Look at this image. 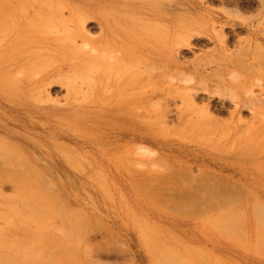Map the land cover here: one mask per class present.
<instances>
[{"label":"rangeland","instance_id":"obj_1","mask_svg":"<svg viewBox=\"0 0 264 264\" xmlns=\"http://www.w3.org/2000/svg\"><path fill=\"white\" fill-rule=\"evenodd\" d=\"M2 1L5 4L6 0ZM176 1L171 0L169 3ZM203 1L213 10L229 9L230 19H240L239 15L242 17L255 13L253 9L257 5L256 0H250L248 5H244V0H239V4L245 8L235 11L234 6H224L218 0ZM201 13L204 14L201 10L195 13L200 16L197 23L203 26L201 29H212V20L207 16L205 20L201 19L203 23L200 21ZM206 18L211 21L208 22ZM218 23L215 29L223 24ZM224 24L222 32L228 38L248 36L246 31ZM88 25L90 35H97L95 21L90 19ZM1 30L0 39L4 34ZM203 33L204 36L202 33L194 35L189 44L182 47L180 63L188 66L183 69H192V64L199 63V60L200 63L211 60L212 57L207 55L215 52L212 50L213 44L201 42L206 34ZM80 45L88 49V45ZM52 53L54 55L46 59L45 66L56 65L63 60L60 53ZM209 64L208 67L204 66L206 70L209 68L207 72L212 70L211 65L214 67V63ZM67 75L63 79L62 73L57 81V77L53 78L54 81L47 87L52 105L44 104L53 108L48 114L26 110L17 102L10 101L0 86V123L8 128L4 129L5 133L0 131V162H5L0 164V264H264V246L259 243L261 234L257 229L235 231L232 228L243 215L256 217L258 222L264 221V172L260 174L264 171V118L251 120L248 112H245L239 121L225 112L230 107L223 111L211 110L218 122L224 123L223 128L238 124L240 130L245 129L247 133L241 130L235 136L221 130L222 134L209 130L195 132L197 134H167L160 131L153 136L142 137L137 140V144L131 143V146L129 144L128 148L125 146L123 149L127 153L131 147L143 144L156 150L158 155L154 159L139 160V163L141 161L146 165L143 170L138 169L136 164L129 167L116 165L111 162L114 159L109 151L94 147L80 148L74 143H81L86 135L90 140L99 142L100 135L97 137L96 131H99L83 121L89 107L88 93L84 89L87 78L80 75L84 83L72 72ZM78 79L85 86L79 84ZM75 80L78 81L74 84ZM65 82L75 85L73 90L76 94L70 92L72 89L66 93ZM206 82L208 85L214 83L211 80ZM77 83L79 87L83 86L82 91ZM66 94L71 97L72 103L66 102ZM77 94L79 97H74ZM73 99H79V102ZM69 103L75 105L70 104L73 107L69 108ZM204 103L206 99L197 100L198 105ZM171 119L153 113L140 124L154 126V129L162 127V130L182 128L179 122ZM245 120L257 122L250 123L254 124L251 129ZM16 132L33 137L28 139L30 144L34 140L40 144L43 142L50 154L60 161V165L36 162L41 158L33 154L32 150L13 147V143L17 142L1 138L7 136V133ZM112 142H109L111 146ZM65 158L70 162L72 160L73 165L69 161L70 164L65 163ZM211 159L231 162L223 173L233 175V180H239L237 184L223 182L220 185L219 181L218 187V180L214 176V180L207 179L204 176L207 170L219 169L211 165ZM104 160L107 164H94L95 161ZM259 166L261 171L260 168L256 169ZM183 169L190 171L187 174L201 177L189 182L183 180L182 175H187ZM241 171L245 174L242 172V175ZM171 176H176V181L169 179ZM155 178L160 179V182ZM144 179L149 180L144 183ZM150 179L155 180L152 182ZM155 181L156 185L153 186ZM217 190L221 193L226 191V194H217Z\"/></svg>","mask_w":264,"mask_h":264},{"label":"bare ground","instance_id":"obj_2","mask_svg":"<svg viewBox=\"0 0 264 264\" xmlns=\"http://www.w3.org/2000/svg\"><path fill=\"white\" fill-rule=\"evenodd\" d=\"M170 1L6 0L5 4L3 1L0 2L2 3L0 4V29L4 31L0 39V86L2 91L10 101L17 102L26 110L29 109L38 114H48L53 108L50 106L52 100L49 98L47 87L49 88L51 81H54L53 78L57 77L55 78L57 81L63 73L62 78L64 79L68 72L76 74L75 76H78L79 79L83 75L82 78H87V81L85 80V83L82 78L81 81L86 86L78 79L79 84L85 86L84 89L87 90L89 98V107L83 121L99 131L96 133L97 137L100 135V139L96 138L100 141L94 142L86 135L85 140L81 143H74L80 148L94 147L105 152L107 150L113 156L114 160L111 162L128 167L139 163L140 160L137 158V149L133 144L142 137L153 136L160 131L172 134V132L195 133L209 130L225 131L235 135L238 132L241 133V130H245H240L238 124L223 128L224 123L218 122L211 110L223 111L224 108L230 107L225 112L227 111L231 118L236 117L239 121L245 112H248L251 120L264 118V0H256L257 5L253 9L255 13L242 17L239 15L240 19H230L229 9L213 10L203 0L201 2H198L199 0H178L172 3L174 6L169 3ZM218 2L224 6H234L235 11L244 7L239 4V0H218ZM248 3H251L250 0H244V5H248ZM3 4H7L6 8ZM199 10L204 12V14L201 13L200 21L205 20V16H207L212 20H209L212 29L206 26L205 29H201L203 26L201 27L200 22L197 23L200 16L195 14ZM3 15H6V18H3ZM208 18H206L207 21ZM90 19H93L97 25L98 34L95 36H91V31L87 28ZM218 22H223V24L219 29L216 27L217 30L215 24ZM224 23L230 24L233 29L237 27L246 31L248 36L238 39L228 38L222 32ZM203 31L207 34V37L205 34L207 39L204 37L201 42H211L212 48H214L212 50L215 51L207 55L212 57L211 60L208 58V62L201 63L199 60V63L195 62V65L191 63L192 71L189 68L183 69L187 64L183 66L180 63L182 47L187 46L190 38L194 35L202 33L204 36ZM80 43L88 45V49H83ZM52 51L63 55L61 57L63 63L61 61L56 65L45 66L46 59L54 55ZM215 53L217 55H213ZM210 62L214 63V67L211 65L210 69L212 70L207 72L209 68L206 70V67L210 65ZM231 68L234 70H230ZM72 77L75 78L73 75ZM173 78L176 83H172ZM78 80H75L74 84ZM207 80L214 83L208 85ZM66 82V93L74 91L75 85ZM76 85L78 86V83ZM83 86H80L81 89L79 86L78 88L82 91ZM75 96L79 97L78 94ZM203 99H206V103L198 105L197 100ZM65 100L66 102L72 101L69 96L65 97ZM45 102L50 105H45ZM71 103H69V108L75 105ZM5 105L7 106V104ZM153 113L160 114V117H172L171 120L179 122L182 128L173 127L162 130L161 126L163 125H161L160 130L159 127L154 129L153 124V127L141 126L140 122L149 118ZM69 114L68 116H71ZM251 120L244 122H248L247 125L250 126L254 125L250 123L257 122ZM205 123L208 124L205 125ZM239 125L242 124L239 123ZM4 129L8 128L0 123V131L4 132ZM251 129L247 128V130ZM243 133L245 134L247 131ZM7 134L1 138L19 144L13 143V147L32 150L33 154L41 158L36 162L60 165V161L50 154L49 150L45 148L47 145L43 142L40 144L34 140L33 144H30L28 139L33 137L19 132ZM110 141H113V146L109 143ZM131 143H133V147H129L127 153H124L125 146L128 148ZM244 143L246 144V142ZM68 161L65 158V163L73 162L72 160L69 161L70 163ZM3 163L5 162H0V164ZM95 163L102 165L103 163L107 164V161H95ZM210 163L219 169L211 168L212 170L203 171L202 173L205 172L204 176L206 175L207 179L212 180L214 176L215 180H218L216 186L219 181L220 185H223V182L237 184L239 180H233V175L223 173V171H227L228 163L231 162L224 163L221 160ZM259 168L260 166L256 169ZM235 170L237 172V169ZM185 172L187 174L190 171L186 170ZM242 172L244 173V171H241L243 175ZM255 172L257 174V171ZM262 172L264 171H261V175ZM175 177L171 176L169 179L174 180ZM200 177V175L187 174L182 175L181 179L189 182L198 180ZM167 178L165 176L166 180H168ZM155 179H150V181L154 182ZM148 180L144 179V183ZM158 180L160 182V179L157 178L156 181ZM201 180L203 181V178ZM156 181L153 186L156 185ZM189 185L191 186V184ZM224 192L221 193L220 190H217V194L224 195L226 194ZM227 193L232 194V192ZM208 206L213 208L209 203ZM232 228L235 231L257 229L261 234L258 238L259 243L264 246L263 220L258 222L256 217L248 218L243 215Z\"/></svg>","mask_w":264,"mask_h":264},{"label":"clouds","instance_id":"obj_3","mask_svg":"<svg viewBox=\"0 0 264 264\" xmlns=\"http://www.w3.org/2000/svg\"><path fill=\"white\" fill-rule=\"evenodd\" d=\"M172 83H176V80L174 78L172 79ZM136 149H137L136 155L138 159H154L158 155L156 150L151 149L150 146L147 145L138 144L136 145ZM136 167L140 170H143L146 167V165L143 163H137Z\"/></svg>","mask_w":264,"mask_h":264}]
</instances>
